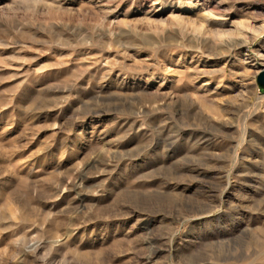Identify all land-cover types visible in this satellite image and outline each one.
Listing matches in <instances>:
<instances>
[{"label":"rangeland","instance_id":"rangeland-1","mask_svg":"<svg viewBox=\"0 0 264 264\" xmlns=\"http://www.w3.org/2000/svg\"><path fill=\"white\" fill-rule=\"evenodd\" d=\"M263 69L264 0H0V264H264Z\"/></svg>","mask_w":264,"mask_h":264},{"label":"water","instance_id":"water-1","mask_svg":"<svg viewBox=\"0 0 264 264\" xmlns=\"http://www.w3.org/2000/svg\"><path fill=\"white\" fill-rule=\"evenodd\" d=\"M259 82L264 85V72L260 75Z\"/></svg>","mask_w":264,"mask_h":264},{"label":"bare ground","instance_id":"bare-ground-1","mask_svg":"<svg viewBox=\"0 0 264 264\" xmlns=\"http://www.w3.org/2000/svg\"><path fill=\"white\" fill-rule=\"evenodd\" d=\"M197 5H198V4H197ZM197 5H196V7H197ZM244 43H246V42H244ZM262 71H264V69H263Z\"/></svg>","mask_w":264,"mask_h":264}]
</instances>
